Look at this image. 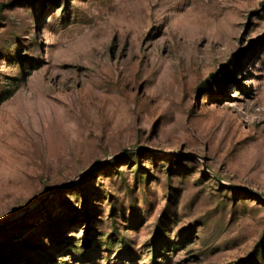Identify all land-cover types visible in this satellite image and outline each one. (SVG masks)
I'll use <instances>...</instances> for the list:
<instances>
[{
	"label": "rangeland",
	"instance_id": "374dc122",
	"mask_svg": "<svg viewBox=\"0 0 264 264\" xmlns=\"http://www.w3.org/2000/svg\"><path fill=\"white\" fill-rule=\"evenodd\" d=\"M0 264H264V0H0Z\"/></svg>",
	"mask_w": 264,
	"mask_h": 264
},
{
	"label": "water",
	"instance_id": "95a60500",
	"mask_svg": "<svg viewBox=\"0 0 264 264\" xmlns=\"http://www.w3.org/2000/svg\"><path fill=\"white\" fill-rule=\"evenodd\" d=\"M216 178H218V177H216ZM218 180H220V179L218 178Z\"/></svg>",
	"mask_w": 264,
	"mask_h": 264
},
{
	"label": "trees",
	"instance_id": "16d2710c",
	"mask_svg": "<svg viewBox=\"0 0 264 264\" xmlns=\"http://www.w3.org/2000/svg\"><path fill=\"white\" fill-rule=\"evenodd\" d=\"M219 178V177H218ZM220 179V178H219Z\"/></svg>",
	"mask_w": 264,
	"mask_h": 264
}]
</instances>
